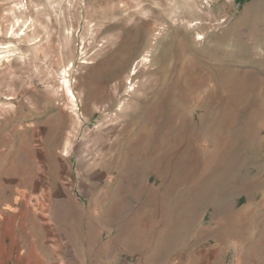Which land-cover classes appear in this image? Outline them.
<instances>
[{
	"label": "rangeland",
	"instance_id": "1",
	"mask_svg": "<svg viewBox=\"0 0 264 264\" xmlns=\"http://www.w3.org/2000/svg\"><path fill=\"white\" fill-rule=\"evenodd\" d=\"M18 191L87 264H264V0H0V254Z\"/></svg>",
	"mask_w": 264,
	"mask_h": 264
},
{
	"label": "crops",
	"instance_id": "2",
	"mask_svg": "<svg viewBox=\"0 0 264 264\" xmlns=\"http://www.w3.org/2000/svg\"><path fill=\"white\" fill-rule=\"evenodd\" d=\"M23 191V190H21ZM15 198L17 200L15 201ZM11 204L17 210L24 209V216L20 223V217L17 216L13 222L9 234L2 242L3 252L0 254V264H27L25 262L28 254L33 251L40 259L41 264H87V259L66 243H61L66 240L65 236L57 228L46 226L43 229H36L35 219L40 222L41 226L44 222L43 218L34 213V201L30 199L24 192H16L11 198ZM13 211L8 209L4 215L0 216V237H1V222L3 217L11 218ZM25 251V256L19 253ZM96 257V254H94Z\"/></svg>",
	"mask_w": 264,
	"mask_h": 264
},
{
	"label": "bare ground",
	"instance_id": "3",
	"mask_svg": "<svg viewBox=\"0 0 264 264\" xmlns=\"http://www.w3.org/2000/svg\"><path fill=\"white\" fill-rule=\"evenodd\" d=\"M135 71V70H134ZM64 73H66V71H64ZM133 74V73H132ZM63 86H64V90H65V94L66 97L68 96V98L70 99L71 102H73L74 99V93L71 90V87L69 85V79H67L66 76L63 77ZM63 88V87H62ZM73 107V106H72ZM5 239V238H4Z\"/></svg>",
	"mask_w": 264,
	"mask_h": 264
}]
</instances>
